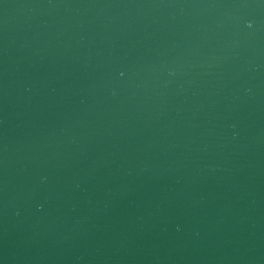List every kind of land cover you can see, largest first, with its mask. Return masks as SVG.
Masks as SVG:
<instances>
[{
	"label": "water",
	"instance_id": "95a60500",
	"mask_svg": "<svg viewBox=\"0 0 264 264\" xmlns=\"http://www.w3.org/2000/svg\"><path fill=\"white\" fill-rule=\"evenodd\" d=\"M0 264H264V0H0Z\"/></svg>",
	"mask_w": 264,
	"mask_h": 264
}]
</instances>
